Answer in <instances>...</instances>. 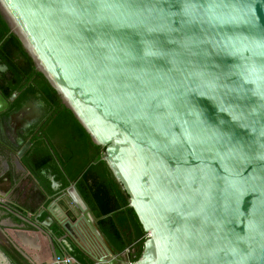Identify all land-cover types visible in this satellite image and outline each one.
Wrapping results in <instances>:
<instances>
[{
  "label": "water",
  "instance_id": "obj_1",
  "mask_svg": "<svg viewBox=\"0 0 264 264\" xmlns=\"http://www.w3.org/2000/svg\"><path fill=\"white\" fill-rule=\"evenodd\" d=\"M0 12L106 147L103 159L148 236L132 264H264V0H0ZM8 107L0 92V112ZM30 145L15 156L24 171ZM70 188L75 199L58 202L64 214L44 204L39 213L57 231L17 216L32 226L16 232L36 251L23 253L30 264L63 260L54 237L65 232L71 251L66 234L82 222L102 241ZM11 192L0 200L11 204ZM105 254L95 264H123Z\"/></svg>",
  "mask_w": 264,
  "mask_h": 264
},
{
  "label": "trees",
  "instance_id": "obj_2",
  "mask_svg": "<svg viewBox=\"0 0 264 264\" xmlns=\"http://www.w3.org/2000/svg\"><path fill=\"white\" fill-rule=\"evenodd\" d=\"M0 66L7 67L6 72L0 70V92L9 101V110L20 108L29 94H36L46 109V118L34 132L28 153L38 157L34 175L43 179L50 193L51 180L47 174H38L39 170L51 169L61 190L75 183L112 253L126 262H136L143 253L147 232L129 204V194L103 159L106 147L93 142L73 112L62 103L58 92L36 70L1 12ZM14 94L16 97L11 100ZM33 197L30 205L24 204L28 212L36 211L44 201L37 193ZM23 217L33 221L28 215ZM68 256L80 264H93L77 246H72Z\"/></svg>",
  "mask_w": 264,
  "mask_h": 264
},
{
  "label": "crops",
  "instance_id": "obj_3",
  "mask_svg": "<svg viewBox=\"0 0 264 264\" xmlns=\"http://www.w3.org/2000/svg\"><path fill=\"white\" fill-rule=\"evenodd\" d=\"M28 181L32 183V186L26 187L25 188H20L15 191H13L10 195L12 199V203L10 204L6 200H0V264H30L29 261L27 260V257L23 254L26 253L29 256H33L34 254L36 255V251L30 245L28 242L29 239H24L20 238L18 235H16V232H23L26 233L28 232L27 230L31 229L32 226L29 225V223H25L19 219H17V216H24L28 215V217H32L33 221L37 223V220H39L41 223H46L45 229L47 230H58V226L54 218L49 212H43L41 216H39V213L41 212V209L43 208V204L38 206L37 210L34 212H28L26 210V206L24 204L28 205V201L31 199V194L32 192L37 193L38 195H41L44 198V206H53L56 205V208H53V211L56 215H61L64 214L61 206L59 205V201L64 198L66 199H75L74 192L71 190L70 186L75 185V183H72L70 186H68L66 189L61 190L60 184L54 180H52V186L51 188L53 189V192L50 193L44 187V181L43 179L38 178V177H31L28 178ZM54 184H58L59 186L56 188ZM31 185V184H30ZM42 187L45 190V194L43 192L41 193L39 187ZM76 187V185H75ZM10 187H3V190L9 191ZM69 189V192L66 191ZM77 189V188H76ZM34 190V191H33ZM66 191V192H65ZM78 191V189H77ZM79 192V191H78ZM80 194V193H79ZM81 195V194H80ZM48 196V198H46ZM82 197V196H81ZM83 198V197H82ZM28 200V201H27ZM85 201V200H84ZM42 202V203H43ZM70 204V202H67ZM87 204V203H86ZM69 206V205H68ZM89 207V206H88ZM90 209V208H89ZM91 211V210H90ZM21 213V214H20ZM94 216V215H93ZM10 217L14 219V221H17L18 223H21V228L20 230H14L12 228L11 222H10ZM27 217V218H28ZM41 217H43L41 219ZM51 217L52 220H48L47 218ZM95 218V217H94ZM37 219V220H36ZM96 220V219H95ZM97 225V223H96ZM75 235L76 236H70L66 234V241L71 245V246H77L83 254L92 261L93 264L96 263L94 257L96 256H106L105 252H108V250L111 252V256H109L106 260V262L112 261L114 258L118 260L119 262H122L123 264H126L127 262L125 259L119 258L118 256L114 255L110 248L107 246L104 237L102 235V241L100 242V239L98 236L91 230L89 225L86 222H82V228L80 229L81 232H79L78 229H74ZM100 231V230H99ZM11 235L12 239L7 236ZM65 232H60V235L56 233L54 237V242L55 246L57 248H60L61 251H63V248L66 251V256H68V249L65 246V244L61 241V238ZM79 237V238H77ZM13 240V241H12ZM15 241V244H14ZM40 243L42 244H49L48 239L44 236H40ZM17 244V246H16ZM20 249H19V248ZM65 253V252H64ZM77 262V261H76ZM77 264H80L77 262Z\"/></svg>",
  "mask_w": 264,
  "mask_h": 264
},
{
  "label": "flooded vegetation",
  "instance_id": "obj_4",
  "mask_svg": "<svg viewBox=\"0 0 264 264\" xmlns=\"http://www.w3.org/2000/svg\"><path fill=\"white\" fill-rule=\"evenodd\" d=\"M3 67L6 66H0V70L6 72L7 67L6 69ZM5 81H7V79H5ZM13 96L16 97V94ZM13 96L11 97V100H13ZM28 105H30V113L23 118L18 117L20 110ZM9 107L0 112V191L2 192L8 191L3 190V187L5 186L10 187L9 190L12 192L20 188H25V186H32V183L28 181V178L35 177L33 168L36 169L37 167L36 158L38 157L28 153L32 147V136L34 132L39 129L40 125H42L46 118V109L36 94H29L25 103L18 109L9 110ZM29 142L31 145L21 157V162L27 169V171H24L16 164L15 156ZM38 174H47L51 182L54 180L51 169L39 170ZM39 189L41 193L44 191L43 194L45 195V190L41 186ZM31 196V199L29 201L27 200L29 205L35 199L33 197L35 196L34 192H32Z\"/></svg>",
  "mask_w": 264,
  "mask_h": 264
},
{
  "label": "built area",
  "instance_id": "obj_5",
  "mask_svg": "<svg viewBox=\"0 0 264 264\" xmlns=\"http://www.w3.org/2000/svg\"><path fill=\"white\" fill-rule=\"evenodd\" d=\"M75 259L70 256H66L63 260H58V264H74ZM126 264H132L127 262Z\"/></svg>",
  "mask_w": 264,
  "mask_h": 264
}]
</instances>
